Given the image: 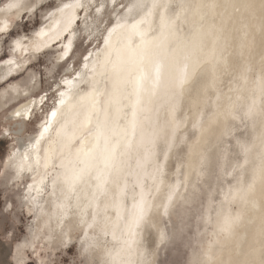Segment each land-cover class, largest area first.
I'll list each match as a JSON object with an SVG mask.
<instances>
[{"label": "snow or ice", "instance_id": "obj_1", "mask_svg": "<svg viewBox=\"0 0 264 264\" xmlns=\"http://www.w3.org/2000/svg\"><path fill=\"white\" fill-rule=\"evenodd\" d=\"M0 4V138L12 140L14 149L0 154V264H30L25 253L35 251V221L28 226L31 240L17 229L16 210L25 207L37 221L55 218L62 248L79 240L78 264H156L155 252L141 247V225L150 214L169 217L178 205L190 204L206 174L228 183L220 189L215 239L205 260L174 264H221L212 252L218 235L231 237L241 223V213L231 211L236 202L260 210L264 235V130L253 165L255 143L239 139L234 128L235 122L264 120V53L253 79L245 60L253 45L241 13L259 11L264 30V0H177L178 12L166 0ZM12 13L21 20L39 15L45 23L22 34L19 21L10 23ZM234 13L241 14L238 26ZM76 40L84 45L78 56ZM57 43L56 63L31 71ZM58 68L63 75L45 107L51 85L32 91L37 71L43 79ZM21 97L26 102L10 109ZM173 160L174 183L166 179ZM171 240L159 229L161 244ZM100 253L105 258L98 259Z\"/></svg>", "mask_w": 264, "mask_h": 264}, {"label": "bare ground", "instance_id": "obj_2", "mask_svg": "<svg viewBox=\"0 0 264 264\" xmlns=\"http://www.w3.org/2000/svg\"><path fill=\"white\" fill-rule=\"evenodd\" d=\"M66 2H68V0H66ZM166 2H170L173 5L172 12L179 11V9L175 7L177 0H166ZM217 2L224 3V0H217ZM233 2H236L237 5H239L240 0H233ZM2 7L3 4H0V8ZM220 11H222V9L217 10V12ZM241 13H243V16L245 17V22H247L249 25L248 39L253 45L251 50V57H249L246 54L245 60H248L252 64L254 71V75L252 76V78L255 79L260 75L259 60H260V55L264 53V30L261 29V13L259 11H256L254 17L251 16L249 13L244 12L243 9H241ZM240 15H241L240 13L233 14V21L236 23L237 26L240 23ZM19 18L20 17L17 14L12 13L9 16L10 23H17ZM3 19L4 17L0 16V20ZM218 20L219 17L217 16V21ZM209 22H211V19H209ZM44 23L45 21H43V23L39 27H36L31 33H33L35 30H38ZM182 27H183V31L187 32L188 26L185 24ZM229 27H232L231 22L229 23ZM77 41L78 40H76L74 44L76 50H77ZM63 42H66V40H64ZM46 50L55 51L57 53L55 56V62H53L56 63V57L59 54V43L53 44L51 48ZM30 70L34 71L32 65ZM3 71L4 69L0 67V72ZM52 76L53 75H51V77ZM18 81H20V79L17 77L16 82ZM39 86H40V79L37 73V80L35 83V87L32 89V91L35 92L39 88ZM19 87L21 89H24L25 91L28 90V87H26L24 83H20ZM227 87H228L227 82H225L224 85L225 92L227 91ZM48 96H49V92H48ZM48 101L49 98L47 102ZM25 102L26 101L23 97H21L19 100H14L12 101V105H10V109L13 105L18 106L19 104H23ZM234 128H235V135L239 139L246 141L249 144L255 143L256 148L254 149L251 160L253 165L257 164L258 160L256 159V153H258L260 149L258 137L260 136L261 131L264 130V120H262L260 117H257L255 120H249L242 123L235 122ZM240 128H243L244 131L242 134H237L236 131ZM229 143L234 144V141H229ZM232 151H235V149L233 148ZM236 151H238V149ZM177 162L178 161L173 160L170 164V167L168 169V175L166 177V179L169 182L174 183L176 180V177L173 175V173L175 172ZM250 170L251 169L249 168V171L245 174L246 177L250 176ZM200 184L207 186V189L205 191L206 211L204 215V222L206 223V225L204 230V236L201 238V244L193 250L190 259L195 257L197 260H205L206 257L204 256V251L207 249L209 241L215 239V237L212 236V233L214 231V226L216 224V219H217L216 214L217 211L219 210L218 209L219 201L222 199L221 191L219 192V196L217 198L215 195L218 193V191L221 188H223L226 191L228 188V183L218 184L214 178H211L206 174ZM200 184L197 185V188L199 189L198 192H200L201 190ZM217 187L219 188V190ZM11 191L15 192V189H12ZM198 192L192 194L191 202H193L196 199ZM210 194H211V203H210ZM259 195H260V189L258 186L257 196ZM45 199L48 198L46 197ZM43 202L44 201H42V203ZM184 206L185 205L180 204L177 207H184ZM25 209L27 213L31 215L28 212L27 207H25ZM52 210H53L52 206L46 204V211L50 212ZM231 211L233 214H236L237 212L241 213L242 215L241 223L234 229L233 235L231 237L222 236L218 238L219 243L215 245L212 252L213 258L216 261L221 262V264L222 262H226V261H231L232 264H241V262L243 261L249 262L252 260H255L257 264H261V261L264 260V235H261L260 210L259 209L254 210L245 206L240 202H236L233 205H231ZM172 214L176 215V211H174ZM166 218L168 220H171V215L169 217L160 218L156 216L154 213L150 214L149 218L146 219V221L141 225L139 229L138 239L141 241V247L148 249L150 252H155L154 259L156 261V264H160L159 252H160V248L164 247V244H161L159 241V229H163L168 233L165 222ZM33 221H35V223L32 224V227L33 230L36 231V235H37V239L35 240V251L33 252L32 248L30 247L25 253V255L27 256L29 262L31 261V258L29 256L30 255L29 252H30L35 257L37 264H41V261H44L45 264H55L54 259L57 257V254L60 251L66 252L68 249V248H62L58 243L60 229L57 227L55 218L49 221L48 217L45 216L37 221L36 218L34 217ZM46 221H47V226L45 223ZM26 236L29 237V240L32 239V237L29 235V231ZM49 236H51V239H49ZM106 240L108 241L107 247L109 248L113 247V241L111 235H109L106 238ZM74 244H77L79 251L80 250L79 240L73 239V245ZM71 247L72 245H69V249ZM97 258L103 259L105 257L103 253H100ZM72 264H76V263H72Z\"/></svg>", "mask_w": 264, "mask_h": 264}, {"label": "rangeland", "instance_id": "obj_3", "mask_svg": "<svg viewBox=\"0 0 264 264\" xmlns=\"http://www.w3.org/2000/svg\"><path fill=\"white\" fill-rule=\"evenodd\" d=\"M19 23L17 25L18 30L21 33H31L36 27H39L43 20L39 15L34 16L29 19L27 16L23 17L21 20L19 18ZM84 45L77 41V50L74 56H78L80 52L83 50ZM55 51L46 50L42 54L39 55L38 59L32 64V68L34 71L37 69L43 70L45 65L53 64L55 62ZM71 63V61H70ZM41 71H37L38 77L40 79V86L35 91L37 93L41 92V89L49 90V85H51V90H49V101L46 103L45 107H50L53 103V91L56 89V82H58L62 75L63 70L57 69L53 74L47 73L44 74L43 79H41ZM51 75H53L51 77ZM24 76H27V73H24L20 77V80L23 79ZM22 78V79H21ZM244 131L243 128H240L236 131L237 134H242ZM12 149V140L0 138V154H4ZM231 179V178H229ZM201 190L198 192V198L184 207L176 208V215L171 214V220L165 219L167 231L172 240L170 242L164 243V247L160 248L159 252V262L160 264H174L175 261H188L192 255L193 250L201 244V238L204 236V230L206 223L204 222L205 215V206H206V194L205 191L207 186L200 184ZM218 188V187H217ZM219 190V188H218ZM219 192L215 195L216 198L219 196ZM15 192L10 191L9 195H14ZM3 196H0V206H2ZM193 203V204H192ZM177 210L183 215V222H180L177 215ZM18 213V235L24 237L28 234V226L32 223L34 217L29 215L24 209L23 212H20V209L17 208ZM189 211V212H188ZM210 226V225H208ZM182 234L177 236V234ZM178 230V231H177ZM8 251L7 246H5V253ZM67 252V253H66ZM60 251L57 254V257L54 259L55 264H78L79 257L75 256V253L78 252L77 244H74L67 251ZM29 256L31 258L30 264H37L35 257L29 252ZM3 257H0L2 259ZM74 259V260H73Z\"/></svg>", "mask_w": 264, "mask_h": 264}, {"label": "clouds", "instance_id": "obj_4", "mask_svg": "<svg viewBox=\"0 0 264 264\" xmlns=\"http://www.w3.org/2000/svg\"><path fill=\"white\" fill-rule=\"evenodd\" d=\"M177 215H178V219L180 220V222H183V215L180 213L179 210H177ZM215 229V226H214ZM222 237V235H218V238ZM249 264H257V262L255 260L249 261Z\"/></svg>", "mask_w": 264, "mask_h": 264}]
</instances>
